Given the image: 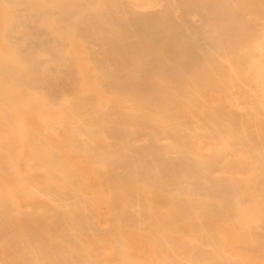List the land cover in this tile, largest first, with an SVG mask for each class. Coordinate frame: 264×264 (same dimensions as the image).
Segmentation results:
<instances>
[{"label":"rangeland","instance_id":"obj_1","mask_svg":"<svg viewBox=\"0 0 264 264\" xmlns=\"http://www.w3.org/2000/svg\"><path fill=\"white\" fill-rule=\"evenodd\" d=\"M132 1L139 9L145 11L150 10V5L159 4L155 8L157 11L164 12L171 9L179 18L185 17L189 11H198V5L191 0ZM3 9L5 7L0 6V20L5 21L7 15ZM193 13L188 16L194 22L195 32H201V37L194 41V45H199L202 50L198 59H195L196 55L190 50L189 42H173L171 39L166 41L136 39L138 42L136 47L139 48L153 46L160 51L169 48L172 52L170 56L161 52L156 55L162 61L171 64L193 62L191 68L179 73L148 74L149 80L146 83L153 88L149 95L137 94L138 100L143 98L139 103L129 101L128 92L124 95L115 88L102 89L105 94L107 93V98L106 96L101 98V87L97 90L95 87L92 88L93 82L100 83L107 77L99 70L102 67L93 57L105 56L109 64L116 62L114 55L101 53L102 48L98 46L97 49L91 47L88 51L83 50L84 53L86 52L85 58L88 56L87 60L91 61L86 60L82 63L80 72L74 75L66 71L62 73L50 68L43 69L52 77L60 76L59 78L62 77L68 83L78 84L81 78L83 84L78 86L77 91L100 95L98 99L82 101L77 107L72 108L67 100L74 96L73 93H68L53 102L48 100L50 97L47 93L39 96L40 91L36 87L29 86H26V89L32 95L23 96L18 106L14 100H3L0 97V193L7 195L26 212L40 213L50 206L60 207L72 214L82 216L78 219H82L79 224L81 229H85L90 223L100 229L116 222L120 223L119 210L122 207L112 200V195L131 193L137 189L150 191L152 194L153 189L155 187L158 189L161 183L155 182L158 185H154L143 181L139 178L141 176L137 174V169L121 168L120 173L114 168L102 165L104 158H107L100 155L102 151L98 148L102 140H105L110 148L118 144L125 146L126 143L124 139L109 137L103 127L102 132L96 131L99 120L106 116L107 122L113 125L121 121L125 122V126H128L126 129L135 136L133 142L136 146L146 144L151 138L164 146L180 147L182 143H186L187 153L196 155L208 163L206 172L226 193H230L234 186L241 189L244 197L237 200L235 212L231 208L233 205L228 201L202 196L207 200L206 203L212 211L202 219L262 216L264 213V160L261 159V151L264 150V0H202V17ZM130 34L136 38L139 35L136 32ZM1 37L0 49L3 46L4 35ZM80 51L78 56L83 53ZM5 52L4 50L0 52V61H6ZM40 53L42 56L46 54L41 50ZM84 53L78 58L82 62ZM154 56L140 55L142 59L139 60L153 61ZM78 59L74 61L77 64L80 63ZM93 66L98 70L93 72ZM86 70L91 77L93 73L95 75L94 78L92 77L91 87L89 86L91 77H88L89 82L83 80ZM96 71L97 73L99 71V74H96ZM123 72L131 73L134 80L141 78L140 73L132 69L125 68ZM172 88L176 90L172 92ZM29 99L34 100L32 108L29 107L32 102ZM110 99L111 102H108ZM105 101L106 104H103ZM124 103H126L125 107ZM132 103L135 106H131ZM112 109L115 111L113 112ZM143 109L148 111L145 112ZM163 110L168 111L169 114L166 116ZM208 119H217L221 123L208 122L212 125L210 126L205 123ZM227 120L234 121L231 126L250 141L246 147H236L234 136L225 133L229 126ZM147 129L154 131L148 135ZM170 154L171 157L177 156L175 151ZM117 173H120L121 179ZM175 175L181 180L186 176L192 177L194 173L181 170ZM186 195L188 196L187 193ZM244 200L248 205L244 206ZM128 206L140 212L152 209L166 214H170L171 210L175 209L174 205L159 208L153 200L144 202L134 200L129 202ZM87 215L89 216L83 217ZM29 218H48L50 220H47L51 221V217ZM223 219L226 218H222V221ZM229 221L223 225L208 227L207 233L214 242L202 239V229L196 232L195 236L189 235L184 242L186 236L182 233L168 228L158 234L155 232L157 230H154L156 227L153 222H148L141 230L134 228L124 232L123 242L127 256H123L116 245L111 246L108 240L97 242L96 230L89 232L83 230V240L91 242L90 240L94 239L91 243L94 247H100L99 253L88 258L84 264H166L162 257L167 256L169 264H178L179 259H187L188 264H198L202 263V250L205 254L209 253L212 258L215 257L217 264H253L250 257L252 252L251 254L249 252L252 237L233 230ZM5 223L4 219L0 220V225ZM51 231L47 227L46 231L40 230L41 233H25L23 238L28 240L45 239L43 243H35L28 248L17 249L11 243L2 245L4 249L0 247V264H61L60 260H56L59 257L56 253L58 247L53 243V234H49L52 233ZM62 232V230L58 232L59 236H62ZM253 237L257 238L255 235ZM155 238L162 240L160 245H154ZM20 254L28 256V263L26 260L22 261ZM255 259L264 260V250Z\"/></svg>","mask_w":264,"mask_h":264},{"label":"bare ground","instance_id":"obj_2","mask_svg":"<svg viewBox=\"0 0 264 264\" xmlns=\"http://www.w3.org/2000/svg\"><path fill=\"white\" fill-rule=\"evenodd\" d=\"M191 1L198 5V11H189L187 12L188 14L182 18H179L171 9L165 10L164 12L157 11L155 8L159 6V4L150 5L149 11L141 10L132 0L0 1V6L5 7L3 10L7 15L5 21L0 20V34L1 36L4 35L2 41L3 46L0 52L2 53L3 50L6 51L4 55L7 58L5 62L0 61V97L3 100H14L18 106V102L22 101L23 96L32 95L31 92L26 89V86H29L36 87L40 91L38 93L39 96H42L43 93H47L50 97L48 100L53 102H56L57 99H61V97H65L68 93H73L74 96L67 100L68 105L72 108L77 107L82 101L88 102L98 99L100 96L99 94V96H95L94 93L86 94L84 91V93L77 91L78 86L83 84L81 78L78 80L79 82L76 81L78 84L75 82L68 83L66 80L62 79V77H52L50 73L43 70L50 68V70L66 71L68 74L74 75L80 72V66L88 59V56L85 58L86 52L84 53V51H88L91 47L97 49L96 47L98 46L102 48L101 53L105 55L106 53L114 55V57H116V62L109 64V60H107L105 56L93 57V59L95 58L94 61L99 63L102 67V69L99 70L107 77L106 80L100 83L98 81L93 82L94 86L91 85L92 88L95 87L97 90V88L101 87V98H104V96L107 98V93H104L105 89L115 88L122 91L121 93L124 95H127L126 92H128L129 95H127V99L139 103L143 98L138 100L139 97L137 94H143V96L149 95L148 93L153 88L146 83V81L149 80L148 74L152 72L179 73L184 69L191 68L193 62L189 61L186 63L171 64V62L162 61L157 58L156 55L161 52L166 56H170L172 52L169 48L164 51H160L159 48L153 46L139 48L136 47V43H138L136 39H151L153 41H166L167 39H171L173 42H189L191 44L190 50L196 55L195 59L201 56L202 50L198 47L199 45H194L196 38L198 39L201 37V32H195L196 27L193 25L194 22L188 15L194 12L202 17V0ZM168 6L166 5V7ZM177 7L181 9L180 6L177 5ZM116 8L120 9L117 10ZM131 32L138 33V37L132 36V34H130ZM40 50L46 54L42 56ZM80 50H84L83 62L78 59L83 54L78 56V51ZM147 54L155 55L152 59L153 61L139 60L142 59L139 57L140 55L146 56ZM75 59H78L77 61L78 63L80 61V63L77 64V62H74ZM89 60H87V62ZM85 64H83V66ZM95 68L93 66V72L94 70H98ZM125 68L140 73L141 78L134 80L133 77H131V73L123 72ZM85 72L88 73L87 70ZM85 72L83 74V80L87 82L89 80L88 77H91V75ZM96 74H99V71L98 73L96 71ZM94 76L93 73L92 77L94 78ZM92 77L90 78L89 86L92 83L91 81H93ZM86 86H88V84ZM87 90L88 89H86V92ZM175 90L176 88H172V92ZM111 100L112 99L108 100V102H111ZM33 102L34 100L30 103V108L34 107ZM121 103L122 102H120V104ZM103 104H106V101L105 103L103 102ZM125 104L126 103L123 105L124 107L126 106ZM22 105H24V103ZM132 105L133 103L131 106ZM86 109L85 111H87ZM148 109L146 111H148ZM119 110L120 109H118V111ZM66 111L68 110L66 109ZM143 111L145 110L143 109ZM163 113L166 116L169 114L168 111L164 110ZM208 122H213L214 124L221 123L217 119H208L205 123ZM226 123L229 126L225 133L229 136H234V145L236 147H246L250 141H247L244 135L240 134L231 126L234 121L227 120ZM210 126L212 125L210 124ZM102 127L105 128L106 131L104 132L107 133L109 137L124 139L126 141L125 146L118 144L116 147L110 148L109 145L106 144V141L102 140L98 147L102 151L100 155L107 157L102 161V165L114 168L120 173L121 171L119 169L121 168L137 169V174L141 176L139 178L143 181H148L154 185L161 183V186H159L158 189L155 187L152 194L150 191L147 192L137 189L131 193L112 195V200L119 204V207H122V209L119 210L121 222L113 223L111 226L102 229L97 228L95 224L92 223L86 226L85 229H81L79 224L82 222V219H78L82 216L72 214L60 207H54L56 208L54 209L47 206L40 213H33L32 211L26 212L21 209V207L17 206L7 195L0 193V217H3L1 219L6 221L5 224L0 225V247L6 243H11L17 249H23L35 243H43L44 238L28 240L23 237H25V233L28 232L39 233L40 230L43 229L46 231L48 227L52 230V233L49 232V234H53L54 236L53 243L58 247L56 253L59 257H57L56 260H60L61 264H84L88 258L99 253L98 249H100V247H94V244L91 243L94 242V239L90 240L91 242L83 240V230L88 232L96 230L95 239L97 242L104 241L103 239L106 241L108 240L111 246L116 245L123 256H127L126 247L123 242L124 232L134 228L141 230L148 222H153L156 227L154 230H157L155 232L158 234L163 233V230L173 228L175 231L182 233L183 236H186L184 242L189 235L195 236V233L202 229V239L214 242L210 234L207 233L208 227L223 225V223L232 218L233 221H229V224H231L233 230L248 235L250 238L252 237V245L249 244V246H251L249 252L250 254L252 252L250 257L253 260V264H264V260L255 259V257L259 256L260 252L264 250V213H262V216L257 217L237 216V219L233 217H229L230 219L228 217L202 219V217H206L204 215H210V212L212 213L209 205L206 203L207 200L202 198V196H212L215 197L216 200L223 202L228 201L233 205L231 208H233V212H235L237 200L244 197L241 194L240 188L234 186L231 188L230 193H226L224 189L221 188L222 186L215 183L206 172V165L208 163L196 155L187 153L188 147L186 143H182L180 147H173L172 145L164 146L156 139L151 138L146 144L136 146L133 142L135 136L126 129L128 126H125V122L121 121V123L113 125L107 122L106 116H103L102 119L99 120V126L96 131L98 133L102 132L101 130H104ZM153 131L152 129L146 130L148 135L152 134ZM94 149L96 150V148H93V150ZM172 151L176 152V157H171L172 155L170 152ZM256 154L253 155L256 156ZM261 159L264 160V150L261 151ZM181 170L194 173V175L192 177L186 176L180 180L176 178L175 174ZM120 173H117V175L121 179L122 176ZM134 200L139 202L153 200L156 201V205L159 208H166L169 205H174L175 209L171 210L170 214H166V212L162 211L155 212L152 211V209L140 212V210H133L130 208L131 206H128L129 202ZM103 202H105V200H103ZM245 202L244 200V206L245 204L248 205ZM88 216L89 215L83 217ZM29 217H51V221H48L50 220L48 218L47 220ZM222 218H226L227 220L223 219L222 221ZM102 222H104L103 218ZM61 230L63 231L62 236H59L58 232ZM249 233L251 234L249 235ZM254 235L257 236V238L253 237ZM161 242L162 240L157 238L154 239L155 246L160 245ZM2 249L4 248L2 247ZM68 251H71V253ZM19 256L22 258L23 262L26 260L28 263L29 259L26 254H20ZM167 257L162 258L165 259L164 262L166 264H169V259ZM178 261L180 262L178 264H188L187 259H179ZM198 264L217 263L215 257L212 258L209 253L205 254L202 250V263Z\"/></svg>","mask_w":264,"mask_h":264}]
</instances>
